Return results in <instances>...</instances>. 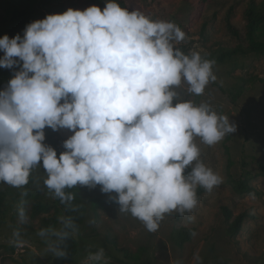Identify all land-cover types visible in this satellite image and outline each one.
Returning <instances> with one entry per match:
<instances>
[{"label": "clouds", "instance_id": "9594fccd", "mask_svg": "<svg viewBox=\"0 0 264 264\" xmlns=\"http://www.w3.org/2000/svg\"><path fill=\"white\" fill-rule=\"evenodd\" d=\"M184 38L175 23L117 0L49 14L23 37H0V67L22 62L0 90V182L23 187L40 165L61 202L74 199L67 188L99 185L149 231L165 214L193 210L197 186L211 191L221 183L199 159L195 138L211 146L236 128L207 103L178 101L182 83L202 95L216 79L212 61L176 47ZM46 127L73 133L59 155L44 143ZM18 216L26 222L23 206ZM62 223L39 232L55 257L67 255L64 242L75 229L71 218ZM103 258L101 248L87 262ZM194 259L200 264L198 253Z\"/></svg>", "mask_w": 264, "mask_h": 264}, {"label": "rangeland", "instance_id": "374dc122", "mask_svg": "<svg viewBox=\"0 0 264 264\" xmlns=\"http://www.w3.org/2000/svg\"><path fill=\"white\" fill-rule=\"evenodd\" d=\"M8 1L0 0V12ZM40 1L29 0L28 6L36 7ZM126 1L153 20L175 23L185 33L176 47L205 57L241 44L226 31L223 20L232 8L234 23L241 28L242 10L249 0H207L199 14L183 0ZM92 5L95 4L90 0H61L48 4L46 11L84 10ZM35 20L38 19L33 16L25 24L21 37ZM0 28L5 29L6 25ZM258 39L263 40L264 35ZM21 66L22 62L19 69ZM212 70L216 79L209 82L202 95L189 93L186 83L176 91L178 100L196 105L207 103L235 125L233 133L211 146L195 138L199 159L221 178V183L211 191L204 188L202 200L190 212L165 214L156 231H149L131 213L121 212L109 198L114 193L101 192L99 185L78 186L87 188L90 197L84 201L81 222L73 231L77 252L68 264H88V255L101 248L104 258L95 264H196L197 253L200 264H264V177L257 174V163H264V52L236 55L213 63ZM44 131L46 136L60 137L62 146L73 134L66 128L46 127ZM243 170L249 182L262 190L259 197L232 189V181ZM33 175V183L26 189L0 182V264H53L48 239L39 235V227L42 218H55L56 223L50 228L59 230L62 211L44 184L47 174L43 167L33 168ZM38 204L42 205L40 210ZM21 206L27 217L25 223L19 221ZM223 207L231 212L229 220L223 215ZM241 213L247 216L240 231L229 234L228 222ZM180 226L195 228L191 240L182 246L173 237V229Z\"/></svg>", "mask_w": 264, "mask_h": 264}, {"label": "trees", "instance_id": "16d2710c", "mask_svg": "<svg viewBox=\"0 0 264 264\" xmlns=\"http://www.w3.org/2000/svg\"><path fill=\"white\" fill-rule=\"evenodd\" d=\"M61 0H41L36 7L30 8L28 6L29 0H10L6 3L4 11L0 12V25H6V28H0V37L7 34L10 38L19 34L24 28L25 24L32 20V17H36L38 20L44 19L49 14L63 13V10L46 11L48 4L55 2L60 3ZM96 6L103 7L107 0H90ZM188 3L197 14L201 13L207 0H183ZM121 7L127 8L130 11L137 10L134 6L130 5L126 0H117ZM242 27H238L234 23V11L229 8L224 15V26L230 36L240 42L241 44L235 46L230 50L222 51L219 54H213L208 56H201L203 59L212 61L213 63H221L226 59H230L236 55L246 53H260L264 52V39H258L259 35H264V0L256 2L255 0H249L243 7L242 10ZM185 54V51H183ZM4 55L3 51H0V58ZM20 63L15 65L13 68L0 67V90L7 87L9 80L19 69ZM179 102H182L178 100ZM60 137H52L45 135L44 143L54 147L59 155L60 152L64 151V147L60 144ZM191 171V168L187 169ZM244 170L240 177L232 181V189L238 194H249L259 197L262 194L257 186L251 184L247 177H245ZM257 174L264 177V163H257ZM34 175L33 169L31 171L28 183L20 187V189H26L33 183ZM66 194L71 193L74 199L70 202H61L59 198L55 197L56 204L60 211H62V217L59 222V229L63 228L62 220L65 218H71L75 229L79 226L82 218L83 204L86 199L90 196L87 188L73 187L65 189ZM204 188L197 186L196 195L197 201L202 200ZM42 205L38 204L37 209L40 210ZM222 212L226 220L231 217V212L228 208L223 207ZM247 215L244 213L238 214L232 221L228 222L227 232L231 235L238 233L241 229L244 218ZM55 218H42L39 230L50 228L55 225ZM74 229V230H75ZM69 229V238L64 242L65 251L67 255L64 257L53 258V264H68L69 260L77 252V241L73 236V231ZM195 228L180 226L173 229V237L179 246H182L185 242L191 240L194 235ZM148 264V263H147Z\"/></svg>", "mask_w": 264, "mask_h": 264}]
</instances>
